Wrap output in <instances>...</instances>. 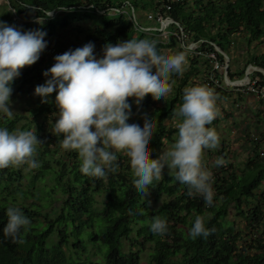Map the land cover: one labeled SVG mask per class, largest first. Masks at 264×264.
<instances>
[{"label": "trees", "instance_id": "obj_1", "mask_svg": "<svg viewBox=\"0 0 264 264\" xmlns=\"http://www.w3.org/2000/svg\"><path fill=\"white\" fill-rule=\"evenodd\" d=\"M7 1L15 15L23 17L24 23L15 27L6 12L0 15V21L21 32H44L43 39L47 43L43 51L55 44L53 39L57 30L66 28L81 14L101 17L102 23L88 28L80 44L69 47L58 44L62 48L75 49L88 42L102 46L115 44L132 35H137L138 39L146 38L143 26L130 20L131 11H137V0L127 3L125 0ZM159 4L150 0L141 7L155 11ZM112 8H119L120 14L109 11ZM45 11H51L52 15L44 16ZM167 13L174 20L172 31L166 42L155 40L157 51L174 48L177 40L182 39L181 51L193 54L194 59H186L188 66L181 74H170L171 91L164 97L163 104L157 105L159 98L151 93L139 103L128 98L131 105L129 120L136 118L143 122L150 116L155 125L149 141L150 159L159 155L158 151L165 143L175 140L176 128L168 122L174 120V110L182 103V90L204 85L211 67L205 54L218 47L229 56L231 63L230 46L234 37L240 36L248 45L252 41L264 44V0H175ZM192 42L202 53L200 56L187 48ZM42 52L33 64L19 70L11 90L29 87L33 81L41 84L47 78L41 73L50 67V62L41 57ZM215 52L223 61V56ZM230 63L229 78H241L244 69L233 72ZM247 64L264 69V50L250 54ZM256 73L264 83L262 73ZM213 92L217 100L228 95L226 89L218 87ZM54 96L55 92L50 94V101ZM55 111L53 103H41L39 98L28 112L35 120ZM20 120L19 115L10 118L0 115V127L14 131ZM216 122L217 118H214L210 124ZM249 142L254 148L245 168L235 169L230 164L218 166L211 176V206L205 205L199 195L187 196L186 187L174 179V172L165 174L162 170L161 178L148 186L147 193L138 191L131 183L132 169L123 152L116 153L114 168L106 170L103 178L81 174L78 157L75 161L57 160L59 169L56 170L49 166L53 163L50 160L52 152L50 155L41 152L34 157L40 166L32 173L27 191L21 189V180L25 177L20 174L21 168L0 169V193L5 191L0 196V264H264V159L257 157V144L251 139ZM74 156L72 152L69 154V157ZM48 173L54 181L50 189L58 188L64 194L57 208L44 212L35 203L15 202L14 195L18 194L26 196L29 193L37 197L35 181L45 178ZM161 197L164 200L154 206ZM9 206L18 207L30 221L26 231L21 229L16 242L4 237L2 232L7 219L5 210ZM232 213L234 219L242 218L251 232L242 236L235 229L234 219L229 217ZM157 215L166 220L168 229L164 235L150 231V223ZM196 215L205 219V227L211 232L207 237L190 239L187 232ZM55 232L56 239L53 238ZM126 240L148 249L147 260L141 257L140 248L126 246Z\"/></svg>", "mask_w": 264, "mask_h": 264}, {"label": "clouds", "instance_id": "obj_2", "mask_svg": "<svg viewBox=\"0 0 264 264\" xmlns=\"http://www.w3.org/2000/svg\"><path fill=\"white\" fill-rule=\"evenodd\" d=\"M109 11L120 14L119 8ZM43 15L50 17L52 13L45 11ZM130 20L135 21L134 10ZM44 35L38 30L21 32L0 21V115L12 116L11 83L22 67L39 58L47 43ZM93 48L88 42L54 56V63L41 73L47 79L33 89L32 94L41 103L51 102L56 108L55 122L49 121V132L61 137L59 147L75 151L80 173L96 178L105 177L106 170L114 168L116 153L123 152L132 169L131 183L142 193H147L148 186L161 178L163 169L173 170L174 179L186 187L187 196L199 195L205 205L211 206V173L204 168L201 157L203 150L219 145L216 131L206 127L218 115L213 90L206 85L182 90V103L174 110L175 140L154 159H150L149 141L155 125L150 116L143 122L129 121L128 98L139 103L149 93L156 98L166 96L171 91L170 74L184 71L186 53L161 54L156 41L146 38L106 43L100 56L93 54ZM53 92L55 96L50 101ZM40 144L34 129L9 131L0 127V169L23 165L38 168L34 154ZM224 163L222 157L214 162L215 166ZM5 215L3 235L16 242L21 229L26 231L30 221L15 206L7 207ZM205 224V219L196 215L188 237H207L211 229ZM167 229L165 219L153 217V234L164 235Z\"/></svg>", "mask_w": 264, "mask_h": 264}, {"label": "rangeland", "instance_id": "obj_3", "mask_svg": "<svg viewBox=\"0 0 264 264\" xmlns=\"http://www.w3.org/2000/svg\"><path fill=\"white\" fill-rule=\"evenodd\" d=\"M150 0H137V11L135 12V20L142 25H147V14L150 13V9L143 6L144 3L149 2ZM158 1V0H151ZM127 6V5H126ZM144 8V9H143ZM125 10L129 9L126 7ZM8 13L11 20L13 21V25L20 26L23 22V17L16 16L15 13L11 10L7 0H0V15L2 13ZM10 13V14H9ZM132 14V11H131ZM90 16L91 13L88 12ZM73 17L76 18L74 14ZM79 19L70 21L69 25L62 29L57 30L55 33L53 42L55 44H59L62 46L69 47L71 44H80L83 40L84 33L88 28H93L102 23L101 17H93L90 18L88 16H83L82 14L77 16ZM21 20V22L19 21ZM135 22V21H134ZM151 36V37H150ZM132 38H137V35H132ZM131 39V38H129ZM146 39L163 41L166 42V38L163 35H149ZM127 39H124L126 41ZM232 46H230V52L232 56V62L230 63V67L233 72H240L242 69H246L249 65L247 64L248 58L250 54L258 53L264 50V44H261L257 41H252L251 44H247L240 36H236L233 38ZM182 39L177 40V45L174 48L165 47L161 49V54H173L175 52L181 51ZM187 42V40H186ZM189 45V44H188ZM187 45V46H188ZM102 47L99 43L94 45V48L97 50ZM185 52V51H184ZM186 59L192 58L194 59L193 54L185 52ZM95 55V54H94ZM101 54H96V56H100ZM188 66V62L186 60V64L184 67ZM47 79V78H46ZM45 81V80H44ZM43 81V82H44ZM42 82V83H43ZM41 83V84H42ZM40 85L37 82L33 81L29 87L23 89L14 88L11 90L10 94V110L13 111L11 117L15 115H19L21 120L16 125L15 130H32L34 129L35 135L41 144L37 146L34 157H38L41 152L45 155H50V151L52 152V157L50 158L53 163L51 165L56 170L59 169V164L56 162L57 160L68 162L69 159L75 161L78 157L75 151H65L59 147L60 136L52 135L49 131L51 125L49 121L51 120L53 123L55 122V117L53 114L48 115H40L35 120L31 118L29 114V109L35 104L39 98L34 96L33 89L35 86ZM165 97V96H164ZM163 98H159L156 100L157 105L163 104ZM219 100V101H218ZM216 101L217 108V122L215 124H210L209 127L213 128L219 137V145L216 149H206L202 151V164L204 168L211 173V176L214 172L218 170V166H215L214 162L217 157H222L225 163L221 166L232 165L235 169H243L245 168V163H247L252 155V149L254 145L249 142L250 133L256 132L259 138L264 139V100L260 98L255 93H241L236 90H229L227 98L225 100L218 99ZM135 103V102H134ZM28 117V118H27ZM176 117L174 120L169 121L168 123L175 127ZM29 120H31L29 122ZM130 122L141 121L136 118H132L129 120ZM49 129V130H48ZM175 137V133L173 134ZM172 143H165L158 151L160 152L167 150ZM74 153L76 156L69 157L70 153ZM122 153V152H117ZM221 153V154H220ZM21 168V176L24 177L22 181L21 189L27 191V185L30 177L33 172H36L37 169H28L26 165L20 166ZM226 169V167H224ZM165 174L173 173V170H169L167 168L163 169ZM54 181L48 173L45 178L39 179L37 178L34 184V190L38 192L37 197L31 196L29 193H26V196L14 195L16 203H23L26 205H30L35 203L38 205L42 211H49L51 209H55L59 206L60 201L64 198V194L58 189L55 188L51 190L50 188L53 186ZM264 187V186H262ZM49 194H46L49 191ZM5 191L0 193V196H3ZM46 196V197H45ZM164 200L163 197L159 198L156 202L153 203L154 206L159 205ZM231 219H234L233 213L229 216ZM235 221V229L242 235L245 236L248 231L245 227L244 220L242 218H236ZM57 234L54 233V239H56ZM71 238V237H70ZM70 240V239H69ZM72 238L70 243L72 242ZM126 246L133 247L134 249H141V257L143 260H147V251L148 249L143 248L141 245L137 246L132 245L129 241L126 240ZM65 249L67 247L65 246ZM80 251V250H78ZM93 258H97L94 256Z\"/></svg>", "mask_w": 264, "mask_h": 264}, {"label": "built area", "instance_id": "obj_4", "mask_svg": "<svg viewBox=\"0 0 264 264\" xmlns=\"http://www.w3.org/2000/svg\"><path fill=\"white\" fill-rule=\"evenodd\" d=\"M173 1L175 0H158L160 4L157 6L156 10L150 11V13L147 14V19L152 20L153 22L157 24V28L160 34L163 35L166 38V40L171 34L172 24L174 23V20L170 16H168V13H167V11L170 10L171 3ZM19 21L21 22L20 19ZM23 23H24V20L20 25H22ZM172 34H175V33H172ZM187 48L191 49L194 55L196 56H200L202 54L200 51L197 50V45L195 42L189 43ZM67 50L68 49L62 48L58 44H51L42 52L41 57L45 61H49L50 66H51L54 63L53 57L56 55L62 54L63 52ZM215 51L219 52L216 48H215ZM215 51L205 54L207 59L210 61L211 67L209 71L207 72L206 77L204 79V85L211 88L213 91L216 87H218L221 89H226L227 91L236 90L241 93H245V92L255 93L256 95H258L260 98L264 100V83H261V77L256 73V72L262 73L261 71H259V67L254 66V65L252 66V64H249L247 66V67H250L248 78L243 82L228 85L225 82V78H224L226 59L223 57V61L220 60ZM95 52L96 51L93 49V54H95ZM262 75L264 76V73H262ZM238 79H230V80L236 81ZM226 98L227 97H222L220 98V100L223 101ZM249 137L252 141H254L257 144V150H256L257 157L264 159V139L259 138L256 132H251Z\"/></svg>", "mask_w": 264, "mask_h": 264}, {"label": "water", "instance_id": "obj_5", "mask_svg": "<svg viewBox=\"0 0 264 264\" xmlns=\"http://www.w3.org/2000/svg\"><path fill=\"white\" fill-rule=\"evenodd\" d=\"M216 49L222 54V56L226 59V63H225V70H224V78H225V82L228 85H232V84H236L239 82H243L248 78V74L250 72V67H246L245 71H244V75L242 78L236 80V81H232L230 80L229 76H228V66H229V56L222 51L220 48L216 47ZM253 66V65H252ZM259 71H261L262 73H264V69L259 68Z\"/></svg>", "mask_w": 264, "mask_h": 264}, {"label": "crops", "instance_id": "obj_6", "mask_svg": "<svg viewBox=\"0 0 264 264\" xmlns=\"http://www.w3.org/2000/svg\"><path fill=\"white\" fill-rule=\"evenodd\" d=\"M147 22L148 23H147L146 26L141 24L143 26V28L145 29L146 37L149 36V35H161L160 32H159V30H158V28H157V24L155 22H153L152 20H148ZM102 49H103V46L100 47V48H98L97 50L94 48V50L96 51L95 52V55L97 53L98 54H101L102 53Z\"/></svg>", "mask_w": 264, "mask_h": 264}]
</instances>
